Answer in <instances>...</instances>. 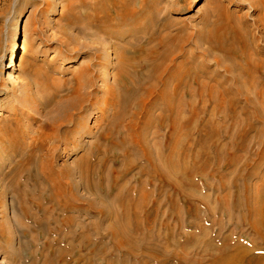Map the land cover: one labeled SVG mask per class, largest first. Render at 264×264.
I'll use <instances>...</instances> for the list:
<instances>
[{"label":"rangeland","instance_id":"1","mask_svg":"<svg viewBox=\"0 0 264 264\" xmlns=\"http://www.w3.org/2000/svg\"><path fill=\"white\" fill-rule=\"evenodd\" d=\"M219 1L244 18L239 20L241 26L256 41L249 42L247 53L236 50L241 56L237 60L218 50L204 52L201 18L212 20L210 10ZM105 2L0 0V264H104L106 260L188 264L186 260L198 258L196 252L203 247L215 252L213 247L227 242L255 253L259 239L249 208L256 205L252 197L264 178V98L255 91H264V86L233 84V91L240 94L230 107L210 98L206 87L198 95L197 84L188 80L174 97L171 112L166 110L167 101L143 96L147 84L135 89L133 84L132 90L128 83L131 96L125 102L116 89L113 98L119 104L105 112L103 97L107 85L114 84L117 51L126 46L124 40L134 41L154 29L159 35L183 36L175 62L189 65L192 74L199 76L205 68L214 72L216 55L222 66L238 75L240 65L248 67L244 60H256L254 52L264 49V0H147L148 15L131 30L127 24L100 26L90 20L94 15L90 5L100 8ZM142 3L129 0V7ZM117 30L127 34L120 36L123 32L119 35ZM127 50L135 56V48L127 46ZM14 52L15 65L7 68V58ZM85 79L92 82L82 88L90 100L82 102V109L72 110L78 118L74 123L64 121L59 105L67 100L71 87ZM46 86L54 93L51 101L41 93ZM141 98L144 104L139 108ZM55 101H60L57 106ZM190 110L194 111L190 122L183 126ZM59 124L61 133L72 127L78 131L70 138L63 136L67 146L48 136L50 127ZM75 142L79 146L72 148ZM170 153L172 171L166 162ZM45 164L59 171L56 180L67 185L58 202L65 204L58 213L57 203L43 199V207L51 210L48 217L58 223L50 224L47 231L32 227L24 214L26 210L42 217L40 209L30 208L28 195L39 201L38 188L48 187ZM109 178V211L95 215L86 206H100L101 193L88 185ZM181 178L182 189L193 199L187 211L189 198L179 188L177 193L178 186L171 181ZM194 182L200 183L199 188H191ZM248 196L249 207L238 208L236 197L245 201ZM102 244H106L104 252L91 251L92 245Z\"/></svg>","mask_w":264,"mask_h":264},{"label":"bare ground","instance_id":"2","mask_svg":"<svg viewBox=\"0 0 264 264\" xmlns=\"http://www.w3.org/2000/svg\"><path fill=\"white\" fill-rule=\"evenodd\" d=\"M101 1V0H100ZM106 1L105 5L101 6L100 8H96V4L90 5V7L94 10V15L91 14L90 20L95 21L97 25L102 26L103 23H110V24H121V25H130L129 30L134 29L135 26L140 24V20H143L148 13V3L147 0H143L144 3L140 4L137 8H130L129 7V0H103ZM201 0H192L193 3L199 2ZM102 8V9H101ZM121 8V9H120ZM143 16L140 19V16ZM210 14L213 17L212 20L209 17L201 18L204 22L203 26L205 32V42L207 43V47H205L204 52L209 53L213 50H218L224 54L225 57H230L236 59L239 56L238 54L241 51V54L248 51L249 45L251 43H256L254 41V37L247 36V29L241 26L240 21H244V18L241 16H237L234 11L229 10L222 4L221 1L217 2L212 6L210 10ZM90 15V14H89ZM88 15V18H89ZM148 15V14H147ZM240 20V21H239ZM113 29H110L109 33L113 34ZM85 31V30H84ZM86 32V31H85ZM117 34H121L120 36L124 37L127 32L123 30H117ZM89 34L88 32H86ZM160 31L154 29L152 32H148L146 35L136 37L134 41L129 39H125L124 43L126 46H122L120 50H118L117 54V72L113 76V83L112 85H107L106 90L104 92V112L110 109V106L114 107L115 105L119 104V100L113 98L116 94V89L121 90V96L123 97V102H125L130 96V91L127 90L125 87L128 83L131 84L133 90L136 87H143L147 84V89L144 90L143 96H150L154 95L156 99L167 101L166 110L172 111L173 108V99L178 93L179 89L183 85H187L188 80L194 81L195 84L198 86V95L202 93L203 87H206L208 90L207 94L210 98L217 97L222 102H227L230 107L234 105V99L239 96L240 92H235L232 89V85L238 83V85H262L264 86V49L257 50L254 52L256 56V60H244L248 67L243 68L240 65V71L238 75L235 74V71L231 67L222 66V62L220 61L219 56L214 57V63L218 66L215 71H208L205 69L199 76L195 73L192 74L191 68L189 65L184 66L185 64H176L175 60L179 56V52L183 45H180L179 42L181 41V34L169 36V35H159ZM28 34H25L23 39V43L20 47L21 53L25 52L26 47L24 46V42L28 39ZM142 42H148V46H143ZM258 45V44H257ZM127 46H131L134 51H136L135 56L128 52ZM239 50L238 52H235ZM21 54V55H22ZM17 53H11L7 58V68H11L15 65ZM131 57L134 58L133 61H130ZM22 58V56H21ZM235 61V60H234ZM130 66V67H128ZM233 66V63H232ZM222 68V70L219 69ZM234 67V66H233ZM132 68V71H131ZM131 74V76H130ZM44 78H47L46 76ZM53 84V83H52ZM92 84L90 80L85 79L84 83H75L72 89L70 90V94L66 98L67 100L64 104L59 105V108L63 109L62 116L64 117V121L75 122L76 116L74 115L73 109H82L83 105L82 102L90 100L88 94H85L83 91L84 86H89ZM158 85H162L161 89ZM158 87V88H157ZM46 87L41 89V93L44 97H46L47 101H51L54 97V93H50L46 90ZM219 88V89H218ZM54 90L56 93L59 92L58 86H54ZM206 92V91H204ZM264 91L256 92V96H262L264 98ZM57 95V94H56ZM244 97L248 100L249 95L246 94ZM60 101H55V105L57 106ZM122 102V101H121ZM144 104V99L141 98L139 100L138 107H142ZM245 112V109H242ZM103 112V113H104ZM194 111L190 110L189 117H186L183 121V126H186L192 117V113ZM174 119V117H173ZM172 119V120H173ZM174 123L178 124V120L174 119ZM251 126V124L249 125ZM60 124L50 127V134L48 135L51 138V141L57 142L59 141L64 146H67L66 140L64 137L70 138L71 136L75 135L76 127H72L69 129H65L61 133ZM212 134H216V130L210 129ZM64 136V137H63ZM62 137V138H61ZM63 139V140H62ZM79 142V141H78ZM75 142L72 148H76L79 146V143ZM109 144V141H108ZM147 153V152H146ZM148 154V153H147ZM172 154L170 153L166 157V162H168L167 166L170 171L175 167V164L171 163ZM169 158V159H168ZM47 174L48 177V187H39L38 193L41 198L40 200H35L32 196L28 195V200L30 202V208L40 209L42 217H36V213L31 212L27 213L24 210V214L26 219L28 220L29 224L32 227H39L44 230H50L51 227H55L58 223L54 220V218L48 217L51 213V210H46L43 207V199H48L53 203H57L62 199L65 190H67V185L65 182L60 180H56L60 175L59 171L52 169L49 165L46 164L42 167ZM196 168H199L198 166ZM196 171V170H192ZM159 174L162 175V171L159 169ZM164 175V174H163ZM162 175V176H163ZM175 182L177 187L181 190V192L189 198L188 204H186V211L187 209L190 210L192 197L188 196V193L182 189L184 180L183 178L179 179V181L171 180ZM203 185L204 182H202ZM191 188H199L200 183L194 182L190 185ZM223 186V185H222ZM88 187L93 190L101 193L99 198L102 200V203L98 207L90 206L89 209L95 215L106 214L109 210H107L108 204L110 201L108 197L110 196V178L106 180V182H99L98 184H90ZM35 189H31L30 191H34ZM246 191V187L245 190ZM240 193V191H238ZM29 193V192H28ZM250 196V195H249ZM240 200L241 197H236L237 203L236 205L238 208L243 209L247 206L249 207L250 199ZM75 198V197H73ZM255 200L256 205L249 208V212L251 211L254 219L252 220V227L254 229V235L259 239L258 244L255 246V253H248L252 250V248H245L241 244H231V243H221L218 245L219 247H213L215 252H210L205 250V247L202 248L201 251H195L198 258L194 260H186L188 264H264V178L262 183L258 186L255 196L252 197ZM63 205L58 204L54 207L57 208L56 213L61 211ZM190 205V206H189ZM193 206V205H192ZM92 207V208H91ZM53 212V211H52ZM193 214V213H192ZM52 224L50 227L49 225ZM3 224H0V229L2 228ZM27 226V225H26ZM28 227V226H27ZM108 230L110 232V222L108 223ZM113 233H115L116 228L111 227ZM2 231V230H0ZM119 245H122L119 241H117ZM106 244H102L101 246L92 245V252L95 253L96 250L105 251ZM99 248V249H98ZM131 248H133L131 246ZM155 252L154 249H149ZM247 252L249 255L245 254ZM148 255L154 256L152 252H147ZM208 256V257H207ZM166 257V255H163ZM36 261H33L35 264ZM104 264H110V260H106Z\"/></svg>","mask_w":264,"mask_h":264}]
</instances>
